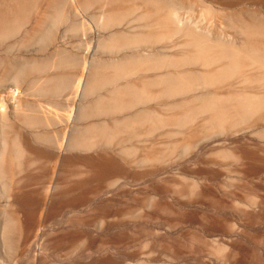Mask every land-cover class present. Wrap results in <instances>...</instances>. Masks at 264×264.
Segmentation results:
<instances>
[{
    "label": "rangeland",
    "instance_id": "374dc122",
    "mask_svg": "<svg viewBox=\"0 0 264 264\" xmlns=\"http://www.w3.org/2000/svg\"><path fill=\"white\" fill-rule=\"evenodd\" d=\"M0 264H264V0H0Z\"/></svg>",
    "mask_w": 264,
    "mask_h": 264
},
{
    "label": "bare ground",
    "instance_id": "6f19581e",
    "mask_svg": "<svg viewBox=\"0 0 264 264\" xmlns=\"http://www.w3.org/2000/svg\"><path fill=\"white\" fill-rule=\"evenodd\" d=\"M0 110H3V107H1V109Z\"/></svg>",
    "mask_w": 264,
    "mask_h": 264
}]
</instances>
